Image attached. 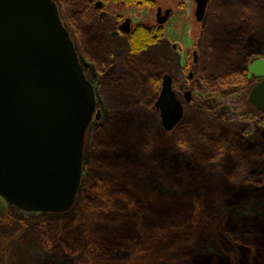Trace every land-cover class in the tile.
<instances>
[{"label": "trees", "instance_id": "obj_1", "mask_svg": "<svg viewBox=\"0 0 264 264\" xmlns=\"http://www.w3.org/2000/svg\"><path fill=\"white\" fill-rule=\"evenodd\" d=\"M116 1L129 4L135 0ZM55 2L61 8L72 39L86 58L90 57L92 48L108 52L101 34L114 25L112 19L99 24L83 16L80 24L74 0ZM159 38L160 34L139 26L129 37L127 49L121 53L110 50L106 55L108 61L99 66L102 67L99 72L108 75L106 83L99 85L108 117L97 124L91 134L89 158L81 180L83 202L92 200L89 190L111 194L117 190L119 178L138 176L153 189L210 187L214 200L222 205L221 210L230 211L251 200L264 204V149L247 141L240 118L222 117L219 109L210 111L188 104L184 118L166 139L155 135L160 125L153 104L161 77L165 73H177L174 54ZM254 41L262 42L257 50ZM200 49L192 79L194 88L221 95L225 104L238 105L227 98L226 92L223 96V91L229 92L235 87L244 91L248 84L247 63L264 56V0H209L208 21ZM121 117L130 122V129L141 139L130 151L112 132L113 122ZM108 176L110 181H107ZM245 191L252 194L244 198L241 193ZM127 215L120 216L127 227L142 221L140 214ZM118 217L114 215L116 221ZM262 221L252 229L248 243H238L235 230L222 225L217 232L222 252L192 253L183 264H244L243 257L249 264H264V219ZM119 233L130 241L141 239L138 234L130 237L128 230ZM175 239L176 236L166 247L161 246L149 264H168L167 261L179 257L182 241Z\"/></svg>", "mask_w": 264, "mask_h": 264}, {"label": "water", "instance_id": "obj_2", "mask_svg": "<svg viewBox=\"0 0 264 264\" xmlns=\"http://www.w3.org/2000/svg\"><path fill=\"white\" fill-rule=\"evenodd\" d=\"M207 2L196 0L198 20ZM247 70L263 76L249 101L264 110V58ZM154 107L167 132L183 117L167 74ZM100 115L56 2L0 0V197L23 211L68 210L81 182L86 130Z\"/></svg>", "mask_w": 264, "mask_h": 264}, {"label": "rangeland", "instance_id": "obj_3", "mask_svg": "<svg viewBox=\"0 0 264 264\" xmlns=\"http://www.w3.org/2000/svg\"><path fill=\"white\" fill-rule=\"evenodd\" d=\"M148 11L149 7L144 6L143 9H136L133 15L131 11L124 14L136 22L147 23L151 18L147 15ZM192 24V45L183 38L176 39L183 47L180 54L178 52L182 63L188 60L185 53L187 49L193 50L197 45V25ZM81 63L87 79L95 83L97 78L89 63ZM189 71L187 67L184 77H180L177 88L181 92L187 88L181 80L186 78ZM248 88L249 84L244 91L236 90L231 97L238 102H247ZM219 100L220 96L203 92L194 96V102L208 110H212ZM96 108L101 115L99 120L93 119L90 122L85 133L81 180L89 158L92 131L108 117V110L98 95ZM240 114L252 117V129L247 136L262 140L260 131L264 128V121L260 120L261 114L253 108H246ZM129 123L121 117L113 122L112 129L113 135L128 151L141 143ZM160 127V130H155V135L166 139L172 132ZM261 142L264 149V140ZM107 181H110V176ZM118 181L117 190L111 194L89 190L92 194L89 199L92 200L84 202L80 182L72 206L64 212L23 211L0 197V264H149L159 248L166 247L175 236L176 242L182 241L181 255L167 262L183 264L192 253H221L217 232L222 225L235 230L238 243H248L252 229L263 223L262 201H247L244 206L227 211L225 208L220 209L222 205L214 200L215 195L210 187L199 190L196 187L153 189L138 176L119 178ZM249 194L252 193H241L244 198ZM133 213L140 214L142 221L127 227L120 216L128 217L127 214ZM115 214H118L119 221L115 220ZM126 230L130 237L138 234L141 239L130 241L129 238L120 237L119 231ZM241 261L249 264L245 257Z\"/></svg>", "mask_w": 264, "mask_h": 264}, {"label": "flooded vegetation", "instance_id": "obj_4", "mask_svg": "<svg viewBox=\"0 0 264 264\" xmlns=\"http://www.w3.org/2000/svg\"><path fill=\"white\" fill-rule=\"evenodd\" d=\"M74 1L75 4L78 6L77 11H78V19L80 24L82 22L81 17L83 16H85L86 18H91L94 21L98 22L99 24L103 23V21L106 22V20L112 19V21H114V25H112L110 30L109 31L104 30L102 31L101 34V37L106 43V50L108 52L110 50H116L118 53L125 51L127 49L126 45L129 37L134 33L135 29L139 26H143L145 28L152 30L154 34H160L159 41L162 42V44L164 45V47H166V49L168 48V50L174 54L176 60V66H177V69H175V71L177 70V73L176 72L174 74L165 73L162 75L161 84H162L163 76L166 74L169 75L171 78L172 89L177 99L181 102L183 106L182 119L184 118L185 115L186 105L188 104L198 105L194 102V96L196 95V93L201 94V92L197 91L194 88V82L192 79L194 78L196 72V66L199 62L201 40H202L204 28L208 21L209 0L207 2L206 8L200 20H198L196 16V7H197L196 0H135L134 2L129 4L120 3L117 2L116 0H74ZM144 6L149 7V11L147 12V15L151 16L150 18L151 20L149 19L150 22L149 21L147 23L136 22L137 20H134V18L132 17L125 16L124 14L125 12L131 11L133 15L136 9H143ZM57 7L59 9L60 16L66 26V23L62 16L61 8L59 7L58 4ZM126 21L127 24L125 25ZM192 23L197 25V38H196L197 45L196 48L193 50H190V48L187 49L185 53L188 55L189 61L184 60V63H182L180 62L179 54L183 47L180 45V43L177 42L178 40L176 39L183 38L185 39L184 41L189 43L191 42L192 45V43H194L193 41L194 36L192 33L194 25ZM85 26L87 27L88 25L85 24ZM73 42L80 63L81 61L88 62L89 65L91 66V69L96 75L97 78L96 82L94 83L92 80L90 82L93 85L95 97L97 95L100 97L99 85L106 83L105 80L108 75L100 73L99 70L102 69V67L99 66H102L103 62L108 61L107 59L108 57L106 56L108 55V52H104L103 50L102 51L95 50L92 48L93 50L92 49L89 50L90 57L86 58L79 50L77 43L74 40ZM249 42L251 43L252 39H250ZM253 44L255 50H257L259 47L262 46V42L259 41H254ZM258 58H264V56H257L253 58L246 65V76H247V82L249 84L247 102H240V101L238 102L237 99L231 97V94H234L236 90L242 91L238 87H235L232 91L229 92L223 91V96H224V92H226L227 95L231 99H233L232 101L236 102L238 105L235 106V105L225 104L222 100V96L217 94L218 96H220V100L218 104L210 111L219 109L218 111L222 115V117L228 115L230 117L233 116L240 118L244 122V134L246 135L247 141L251 145L259 144L262 146L261 141L264 140L263 137L264 128L260 131V136L262 140H258L254 136H247L248 132L251 131L252 129V117L242 116L240 114L246 108H249L251 110L253 108L254 111L259 112L261 114L260 120L264 121V110L257 109V107L249 101L250 91L257 82H260L263 79V76L248 75V70H247L248 65L253 60ZM169 60L170 59H165L164 61H169ZM187 67L190 68V71L186 73V78L181 80V82L185 84L187 88L181 92L178 90L177 86L180 83L179 81L180 77L181 79L184 77L185 70L187 69ZM160 90H161V86H160ZM187 92H190V95L187 96L186 95ZM159 93L156 99L158 98ZM153 108L157 111L160 122L159 111L154 107V104H153ZM182 119L178 122V124L182 121ZM174 128L168 132H172Z\"/></svg>", "mask_w": 264, "mask_h": 264}]
</instances>
